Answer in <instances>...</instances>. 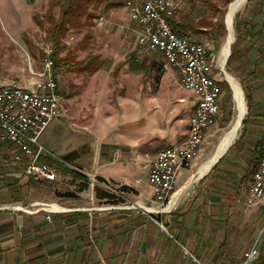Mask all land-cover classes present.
<instances>
[{
    "label": "crops",
    "instance_id": "0c3cea01",
    "mask_svg": "<svg viewBox=\"0 0 264 264\" xmlns=\"http://www.w3.org/2000/svg\"><path fill=\"white\" fill-rule=\"evenodd\" d=\"M26 4L29 6V0ZM191 8L187 4L180 7L179 13L185 14ZM245 8L240 13L244 19L241 31L234 26L237 37L231 45L229 68L236 66L235 77L241 79L244 91L246 84L250 93L248 96L245 92L247 117L257 118L262 114L252 111L256 96L253 88H263L256 97H264V75H257L264 71V0L250 1ZM96 21L102 42L117 38L115 32L109 35L104 30L110 27L118 29L120 41L122 34L125 39L134 36L140 45L124 6L102 14ZM190 38L207 48L212 61L222 37L219 42L209 33ZM89 55L99 56L102 61L93 74L88 75L84 65L82 70L71 69L65 72L71 77L63 87L64 78L56 76L64 97L62 106L70 115L66 112V126L56 118L40 137L46 149L40 162L56 169L55 181L27 178L25 155L0 139V264H243V253L253 246L259 250L254 264H264V203L247 204L253 174L264 154V132L251 144H232L200 177L194 179L197 160L185 167L194 168L185 180L179 178L181 169L172 211L154 213L159 205L153 197L148 165L159 150L175 147L186 139L196 95L186 90L189 100H184L182 106L188 112L185 130H172L170 111H155L152 96H140L139 48H103ZM214 71L212 64L210 75L215 79ZM253 80L257 84L253 85ZM79 97L81 107L76 105ZM263 97L258 100L264 107ZM71 102L73 110L69 108ZM127 127L136 135L126 132ZM210 135L208 129L204 142ZM165 138L170 145L140 150V139L152 143ZM236 146L239 149L230 157ZM142 159L144 165L140 166ZM73 168L85 175L86 182L68 174ZM90 177L126 187V201L146 207L148 212L112 207L123 205L125 199L98 198L96 188L105 190L93 186ZM43 205L51 210L41 209Z\"/></svg>",
    "mask_w": 264,
    "mask_h": 264
},
{
    "label": "built area",
    "instance_id": "2783aa9c",
    "mask_svg": "<svg viewBox=\"0 0 264 264\" xmlns=\"http://www.w3.org/2000/svg\"><path fill=\"white\" fill-rule=\"evenodd\" d=\"M125 9L131 22L137 26V41L141 46L158 51L166 64L179 75L180 85L185 90L195 88L196 106L189 121V133L186 139L175 147H167L157 152L148 165L149 181L155 202L159 205L154 213L172 211L176 179L183 167L192 165V154L199 150V143L204 142L207 126L211 119H217L215 108L217 84L211 77L205 55H201L199 42L187 36H180L172 29L169 18L176 15L180 6L173 0H128ZM30 88L18 84L0 85V139L9 142L26 157L25 175L27 178L40 177L46 181H55L56 169L40 162L46 151L40 143V137L63 111L64 97L59 92V81L54 73V49L44 50L43 70ZM72 168V166H70ZM78 171V169L73 168ZM81 172V171H79ZM82 173V172H81ZM93 186H100L106 192L120 199L126 209L148 208L126 201L120 186L108 181H99L90 177ZM264 203V162L253 182V191L248 194L247 204ZM50 211L48 205L41 207ZM151 213H153L151 211ZM50 217L48 216V219ZM165 232L167 228L154 219ZM187 253L185 247H182ZM259 257V250L253 246L243 253V264H254Z\"/></svg>",
    "mask_w": 264,
    "mask_h": 264
},
{
    "label": "rangeland",
    "instance_id": "374dc122",
    "mask_svg": "<svg viewBox=\"0 0 264 264\" xmlns=\"http://www.w3.org/2000/svg\"><path fill=\"white\" fill-rule=\"evenodd\" d=\"M27 1L28 0H0V85L18 84L23 87L30 88L31 84L37 80L38 78L37 75L43 70L44 50L47 47H52L54 49L53 44L50 42L47 34L45 33L44 30H42L39 27L37 21L35 20V18L40 19L43 17L47 4L45 3V1L47 2V0H29L30 2L29 6H27L26 4ZM119 1L124 3L126 0H119ZM173 1L177 2L181 7V9L185 7L187 4H190L189 0H173ZM215 1L220 5L222 3L221 0H215ZM234 1L235 0H233L230 4H232ZM250 1L249 0L246 1L245 4H243L241 8H239L236 14L243 13L244 9H246L245 7H247V4ZM230 4L226 8V13L228 12ZM221 7L223 6L221 5ZM236 14L234 16L233 25L235 24ZM133 25L134 26H132L131 31L135 33L137 30V26L135 24ZM104 30L109 31L110 32L109 35L115 32L117 34V38L113 37L110 40H106L105 42H102L100 40L101 39L100 36H97L99 33L98 28L94 27L92 28V30H90L92 32L93 38L90 41L85 42V44H83L84 47L82 46L80 49L77 48L76 46L81 41L82 37L86 34V32H82L79 34L66 37L65 45L67 46L68 49H66L63 53H61L60 56L64 57L65 55L68 54L69 52L68 50H70L71 52H74L75 57H77L76 59H84L87 57V53H92V52L95 53L96 51H100V49L102 50L103 48H108L111 50L121 46H124L125 48L132 47L133 49L139 48L141 50L140 60L138 63L140 70V74H139L140 96H147V95L152 96L154 100L155 111L162 112V110L164 109L165 111L164 110L163 111L167 113V111L169 110L170 119H171V125H170L171 129L179 130L183 132L185 130V123L188 118V112L182 106L184 100L188 101L189 97H188V91L183 89L181 87L182 85L181 86L179 85L180 83L179 75L176 73V71L172 69L170 66L166 65L164 58L159 53L153 51H147L145 48L138 45L135 41L134 36L133 38L129 37L128 39H125L122 34L123 40L120 41L118 39L119 37L118 29L116 30L114 28L105 27ZM213 34H216L217 37L218 35L220 36L221 32L217 30L213 32ZM226 34L224 36H221L222 38L220 37L221 45L217 50V53L215 52L212 53V55L214 56L212 58V61L210 60V65H211L210 67L212 69V64H214L215 71L213 72V74L222 90L219 98L220 113L216 120L215 125L210 128L211 135L206 140V142H203V145L201 147V150L202 148L203 150L202 151L200 150V153L197 156V158L201 154L202 155L199 157V159L197 158L195 159V161L197 160V164L194 166L195 171L214 152L219 140L224 135V133L230 128L237 114L235 108L236 104L233 99L232 89L229 83L227 82L226 75L222 71H220V68L218 66L220 50L227 36ZM234 34L236 40L237 33L235 27H234ZM112 54L114 56L117 55V53L113 51ZM234 67L236 66L233 65V67L230 69L227 66V62H226L225 71L228 74L232 75L242 88L241 79L235 77L234 71L237 70ZM58 75H59L58 77L59 80L61 78L62 79L64 78V81L63 80L61 81V87H63L64 84L66 85V82H68V80L71 77L69 74L65 73L61 68L60 69L58 68L57 70V76ZM257 75L260 78V76L264 75V71H259ZM254 84H257L255 80H253V85ZM244 85L246 89L244 91L242 88V90L247 105V112L244 119L247 118V121L245 125L243 124L242 121L241 128L238 132L235 141L233 142V145L234 144L245 145V143L251 144L252 142L256 141V139H258L260 135H262L264 132V107L261 105V103L258 100L263 96L256 97L257 94L262 92L263 88H261L260 86L253 88L256 93L255 94L256 96L254 97L255 108H253L252 111L254 113H256L255 111H257L262 114L257 116V118H253L249 116L247 117V114L249 112V105L246 100L245 92H247L248 96L250 93L249 91H247L246 84ZM75 90L78 91L80 89H75ZM90 95L91 94H89L87 97H89ZM81 98L79 97L76 103V105H78L79 107L82 106ZM178 99H182V102H179ZM250 100L251 99L248 97V101ZM70 104H72V102L69 103V108H72L73 110V106L72 105L70 106ZM256 105L257 106L260 105V106L256 107ZM103 107H105V105ZM65 108L63 109L62 113L57 117V120H61V122H64L63 125L66 126V121L68 122V119L66 118L67 117L66 112L69 115L70 113L68 110L66 111ZM145 127L146 126L142 128ZM132 130L133 129H131L130 127H127L125 129V131L128 132L130 135L135 136L136 134L131 133ZM109 138H113V137H109ZM140 140L142 141H139V147L140 150L142 151H147V150L153 151L156 150L155 148H158L162 145L165 146L171 144V141L166 138L161 141L155 140L152 143L151 141L148 142V140L146 139H140ZM237 148L239 149V146L233 148V150L230 152V157L236 154V150H238ZM144 160L145 159L140 160V164H139L140 166L144 165ZM193 170H194L193 167L191 168L183 167L179 173V178H183V180H185V178L189 174H191Z\"/></svg>",
    "mask_w": 264,
    "mask_h": 264
},
{
    "label": "trees",
    "instance_id": "16d2710c",
    "mask_svg": "<svg viewBox=\"0 0 264 264\" xmlns=\"http://www.w3.org/2000/svg\"><path fill=\"white\" fill-rule=\"evenodd\" d=\"M189 1L192 6L191 11L185 14L179 13L178 11L176 15L169 18L172 29L176 34L187 37L209 33L213 40L219 42L220 37L226 34L224 16L227 6L233 0H221V5L223 7L215 0ZM124 4L125 2L123 3L119 0H47L43 17L40 19L35 18V20L39 27L45 31L50 42L53 44L54 73L56 76L58 68H61L64 72H70L71 69H73V71L82 70L81 66L84 65V71L88 75L93 74L100 68L102 61L99 56L89 55L85 59H76L77 57H75L74 52L70 50H68V54L64 57L60 56L61 53L68 49L65 45L66 37L86 32L76 46L79 49L82 46L84 47L83 44L93 38L90 30L95 27L96 20H98L102 14L114 8L122 7ZM194 11L195 14H193ZM235 21L237 31H241L244 20L240 13L236 14ZM203 28L208 30L204 31ZM217 30L221 32L220 36H217L218 38L216 34H213V32ZM233 55H235L234 47H232V57ZM232 59L228 61V67ZM245 123L246 119L243 124ZM68 174L75 178H81L86 182L85 175L79 171L70 170ZM98 180L102 181L101 179ZM120 190L122 192L128 191L126 187L121 186ZM96 195L98 198H107L108 200L116 199V201H120V199H117L115 196L99 188H96Z\"/></svg>",
    "mask_w": 264,
    "mask_h": 264
},
{
    "label": "bare ground",
    "instance_id": "6f19581e",
    "mask_svg": "<svg viewBox=\"0 0 264 264\" xmlns=\"http://www.w3.org/2000/svg\"><path fill=\"white\" fill-rule=\"evenodd\" d=\"M126 1H128V0H126ZM245 2H246V0H235L229 6V10L226 13V17H225V20H226L225 23H226V27H227L226 28L227 29V36H226L225 41L221 47L220 57H219V61H218V66L220 68V71H222L226 75V79L228 80L230 87L232 89L233 99H234V102L236 104L235 108H236L237 114L235 116L234 121L232 120L233 122H232L230 128L224 133V135L219 140L214 152L197 169V173H196V176L194 177V179L197 177H200L201 175H203L205 173H207L210 170L211 166L217 161V159L219 157H221L224 153H226L228 148H230V146L233 144V142L235 141V139L238 135V132H239L241 125H242V121H243V119L246 115V112H247V105H246V102L244 99V93H243L241 86L239 85V83L236 81V79L232 75L228 74L225 71V63H226V60L230 54L231 45L233 44V41L235 38L234 25H233L234 16H235L236 12L239 10V8H241V6L243 4H245ZM206 49L207 48H205L201 43H199L200 53H201V55H205L206 64H208V68L211 71L210 59L208 58ZM215 84H217V101H219V98L221 95V87L216 80H215ZM187 90L193 92L197 98V91H195V88H187ZM219 112H220V105H219V102H217L216 108H215V115H219ZM190 120H191V118H190ZM215 123H216V119H211L210 126H207V130L210 129L212 126H214ZM202 145H203V142L199 143V150H201ZM199 153H200V151H196L192 154V162L197 158ZM259 160L260 161H259L258 167L253 174L252 183H251L248 194L251 191H253V182L255 180H257L258 171H260V169H262V163L264 162V154H263V156H261V159H259Z\"/></svg>",
    "mask_w": 264,
    "mask_h": 264
},
{
    "label": "water",
    "instance_id": "95a60500",
    "mask_svg": "<svg viewBox=\"0 0 264 264\" xmlns=\"http://www.w3.org/2000/svg\"><path fill=\"white\" fill-rule=\"evenodd\" d=\"M246 1H248V0H246ZM229 10V9H228Z\"/></svg>",
    "mask_w": 264,
    "mask_h": 264
}]
</instances>
